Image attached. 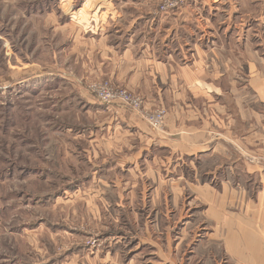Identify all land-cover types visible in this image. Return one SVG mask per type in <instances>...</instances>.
Instances as JSON below:
<instances>
[{
    "label": "crops",
    "instance_id": "0c3cea01",
    "mask_svg": "<svg viewBox=\"0 0 264 264\" xmlns=\"http://www.w3.org/2000/svg\"><path fill=\"white\" fill-rule=\"evenodd\" d=\"M160 1L95 0L81 24L74 16L90 0H71L70 13L58 8L85 34L92 78L110 79L169 113L155 133L116 105L89 104L105 117L86 130L96 154L113 159L104 169L135 182L147 176L145 200L155 202L141 234L130 237V225L147 213L134 209V181L131 188L116 183L114 204H103L111 203L113 223L126 227L104 234L112 246L102 258L92 253L91 262L136 264L148 250L166 255L151 233L156 208L167 206L181 222L173 237L195 239L193 250L209 257L206 264L218 256L228 264H264V0H202L168 15L158 13Z\"/></svg>",
    "mask_w": 264,
    "mask_h": 264
},
{
    "label": "rangeland",
    "instance_id": "374dc122",
    "mask_svg": "<svg viewBox=\"0 0 264 264\" xmlns=\"http://www.w3.org/2000/svg\"><path fill=\"white\" fill-rule=\"evenodd\" d=\"M60 1L0 0V264H93L92 253L102 258L103 249L113 243H108L104 234L113 235L115 226L126 227L115 225L109 214L113 211L111 203L103 204L104 199H117L119 193L113 191L117 190L113 189L116 183L131 188L134 181V209H145L147 213L130 225V237L141 234L140 226H144L155 207L154 201L149 204L145 200L150 196L146 192L151 183L147 176H140L143 179L135 182L111 167L104 169L113 159L96 154L97 142L86 131L105 118L90 108L100 103L89 93V87L107 83L113 89L124 90L142 100L145 112L164 109L166 120L168 110L148 107L141 95L110 79L92 78L94 74L87 67L91 48L82 37L85 34L79 33L80 26L67 25L58 9L62 7L70 13L71 0L64 4ZM163 2L159 3L158 13ZM93 4L95 0H90L80 17L78 14L74 19L81 24L83 18L86 23L87 13L95 9ZM89 200L98 207L88 204ZM139 200L142 208L136 204ZM156 209L161 212H155L158 220L154 221L151 234L160 241V249L166 255L148 250L137 258L136 264L209 262L207 255L200 256L197 248L193 250L195 239L191 237L183 243V234L173 237L181 225L176 207ZM126 211L132 214L129 207ZM105 217L108 223L104 224ZM161 235L164 236L157 238ZM72 248L82 253L70 256ZM192 250L195 254H191ZM86 251L87 261L82 258ZM213 262L228 264L224 256L213 258Z\"/></svg>",
    "mask_w": 264,
    "mask_h": 264
},
{
    "label": "built area",
    "instance_id": "2783aa9c",
    "mask_svg": "<svg viewBox=\"0 0 264 264\" xmlns=\"http://www.w3.org/2000/svg\"><path fill=\"white\" fill-rule=\"evenodd\" d=\"M200 0H164L159 7V12L164 14L170 10L184 5H196ZM89 93L100 104L105 106L116 105L122 110H129L142 118L148 125L156 131H161L165 127L167 112L164 109L153 111H143V102L140 98L133 97L124 90L113 89L109 84H93L89 87ZM145 110V109H144Z\"/></svg>",
    "mask_w": 264,
    "mask_h": 264
}]
</instances>
